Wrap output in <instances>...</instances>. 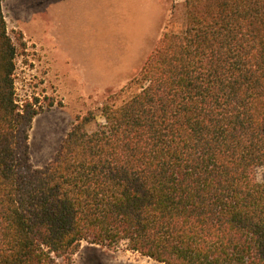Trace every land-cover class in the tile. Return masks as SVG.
<instances>
[{
  "label": "trees",
  "instance_id": "16d2710c",
  "mask_svg": "<svg viewBox=\"0 0 264 264\" xmlns=\"http://www.w3.org/2000/svg\"><path fill=\"white\" fill-rule=\"evenodd\" d=\"M0 0V264H73L83 242L165 264H264V0H185L139 71L34 167ZM53 102H50L52 105Z\"/></svg>",
  "mask_w": 264,
  "mask_h": 264
},
{
  "label": "rangeland",
  "instance_id": "374dc122",
  "mask_svg": "<svg viewBox=\"0 0 264 264\" xmlns=\"http://www.w3.org/2000/svg\"><path fill=\"white\" fill-rule=\"evenodd\" d=\"M2 4L8 32L13 37L21 32L26 42L16 59L17 97L39 100L40 112L29 131L34 167L53 158L77 115L94 114L85 126L88 131L104 122L100 107L107 95L134 77L164 32H180L185 25V0H2ZM257 175L264 181V166ZM73 264L165 263L123 246L109 249L85 241Z\"/></svg>",
  "mask_w": 264,
  "mask_h": 264
},
{
  "label": "bare ground",
  "instance_id": "6f19581e",
  "mask_svg": "<svg viewBox=\"0 0 264 264\" xmlns=\"http://www.w3.org/2000/svg\"><path fill=\"white\" fill-rule=\"evenodd\" d=\"M35 128H36V127H35ZM35 134H36V133H35ZM37 139H38V137H37ZM37 139H36V140H37ZM33 145H34V144H33ZM34 146H35V145H34Z\"/></svg>",
  "mask_w": 264,
  "mask_h": 264
}]
</instances>
